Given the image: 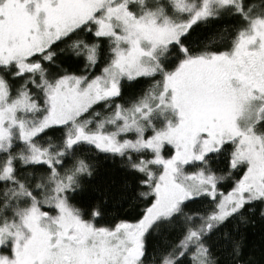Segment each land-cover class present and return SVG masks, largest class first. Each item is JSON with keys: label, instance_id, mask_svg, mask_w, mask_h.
I'll list each match as a JSON object with an SVG mask.
<instances>
[{"label": "snow or ice", "instance_id": "1", "mask_svg": "<svg viewBox=\"0 0 264 264\" xmlns=\"http://www.w3.org/2000/svg\"><path fill=\"white\" fill-rule=\"evenodd\" d=\"M0 264H264V0H0Z\"/></svg>", "mask_w": 264, "mask_h": 264}]
</instances>
